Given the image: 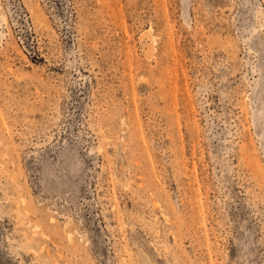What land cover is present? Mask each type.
<instances>
[{"label": "rangeland", "instance_id": "rangeland-1", "mask_svg": "<svg viewBox=\"0 0 264 264\" xmlns=\"http://www.w3.org/2000/svg\"><path fill=\"white\" fill-rule=\"evenodd\" d=\"M0 264H264V0H0Z\"/></svg>", "mask_w": 264, "mask_h": 264}]
</instances>
